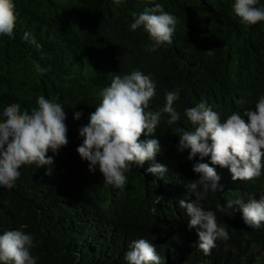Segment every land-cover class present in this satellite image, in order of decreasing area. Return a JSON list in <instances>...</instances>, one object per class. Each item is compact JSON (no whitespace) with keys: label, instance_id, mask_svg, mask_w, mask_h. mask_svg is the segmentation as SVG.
Returning a JSON list of instances; mask_svg holds the SVG:
<instances>
[{"label":"trees","instance_id":"16d2710c","mask_svg":"<svg viewBox=\"0 0 264 264\" xmlns=\"http://www.w3.org/2000/svg\"><path fill=\"white\" fill-rule=\"evenodd\" d=\"M155 2L180 23L171 45L149 52L148 34L143 27L131 31L130 25L135 15L154 6L151 0L120 5L114 0H14V38L0 37V117L12 103L30 112L40 95L55 99L67 113L69 143L58 154L48 152L54 157L53 174L45 175L48 166L23 165L13 188L0 186V234L23 226L35 237L37 264H127L129 245L140 238L155 246L162 264H264V223L252 228L237 205L227 208L230 200L264 195V170L251 181H234L227 168L211 164L210 156L189 161L190 150H178V129L194 130L185 110L202 99L222 122L234 112L247 122L243 113L264 95V22L241 23L235 0ZM25 32L35 36L39 48L23 39ZM37 65L51 70L41 74ZM137 69L157 85L151 111L164 107L166 92L180 90L174 103L180 120L169 125L163 113L154 135L141 136L157 139L160 151L155 160L132 165L121 189L106 185L99 168L90 172L76 149L84 139L79 129L89 123L101 90L113 75ZM76 112L83 113L79 120ZM196 161L214 167L223 186L201 201L230 236L217 240L210 255L198 249L197 230L189 229L190 218L180 206V200L196 199L187 187L199 179L192 170ZM156 163L167 172H148ZM218 203L227 211H218Z\"/></svg>","mask_w":264,"mask_h":264},{"label":"clouds","instance_id":"9594fccd","mask_svg":"<svg viewBox=\"0 0 264 264\" xmlns=\"http://www.w3.org/2000/svg\"><path fill=\"white\" fill-rule=\"evenodd\" d=\"M154 6L146 7L134 16L131 31L143 27L148 34L151 45L149 52H155L164 45L173 43V36L179 18L166 11L162 3L151 0ZM120 5L122 0H114ZM235 15L245 25L264 22V5L260 0H235L232 5ZM18 20L14 0H0V37L14 38V29ZM23 39L37 48L35 36L25 32ZM212 55V50L207 51ZM37 65L41 74L50 71ZM157 85L151 75L140 70L128 74H115L109 86L99 93L102 98L96 110L90 114L89 123L79 129L83 143L77 147L82 159L89 162V171L95 173L97 168L103 174L104 183L116 188L127 184L125 173L132 165L143 166L146 161L155 160L160 151L157 139L141 140L142 135L151 137L161 122L163 113L168 114V124L180 120L174 103L180 99V90L165 93L166 103L157 111L149 110L150 101L156 95ZM38 107L21 110L19 103L8 105L0 117V186L11 189L15 186L23 165L35 164L38 168L48 166L45 175L53 174L54 157L48 156L49 150L58 154L69 143L68 127L65 121L67 113L63 105L55 99H46L40 95L36 101ZM185 114L194 130L178 129V150H190L189 161H200L210 156L211 164L227 168L232 179L251 181L262 175L264 170V95H261L254 109L230 114L221 121L220 114L201 100L194 107L187 108ZM82 112H76L74 119L79 120ZM196 161L192 170L199 179L188 183L187 187L195 193V201L180 200V206L186 210L189 229H196L199 237L198 249L210 255L216 247L217 240L227 241L229 233L218 223L217 214L204 210L203 201L211 192L216 194L223 190L219 184L220 176L208 163ZM167 167L156 163L147 171L163 175ZM202 189V190H201ZM237 205L242 211L243 219L252 228L259 229L264 223V195L259 200L242 199L229 201L227 208ZM216 208L221 213L227 209L222 204ZM35 237L19 229L8 230L0 234V264H37L39 257L33 256ZM127 264H162V257L155 246L147 239L134 240L125 254Z\"/></svg>","mask_w":264,"mask_h":264},{"label":"rangeland","instance_id":"374dc122","mask_svg":"<svg viewBox=\"0 0 264 264\" xmlns=\"http://www.w3.org/2000/svg\"><path fill=\"white\" fill-rule=\"evenodd\" d=\"M261 259L264 260V252L261 254Z\"/></svg>","mask_w":264,"mask_h":264}]
</instances>
